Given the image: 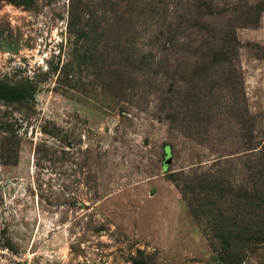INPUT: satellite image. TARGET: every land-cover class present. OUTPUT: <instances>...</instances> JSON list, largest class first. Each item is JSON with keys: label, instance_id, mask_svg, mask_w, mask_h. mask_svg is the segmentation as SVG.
I'll return each instance as SVG.
<instances>
[{"label": "rangeland", "instance_id": "1", "mask_svg": "<svg viewBox=\"0 0 264 264\" xmlns=\"http://www.w3.org/2000/svg\"><path fill=\"white\" fill-rule=\"evenodd\" d=\"M214 1L260 14L236 29L242 107L200 121L182 100L200 71L181 61L199 55L163 45L185 12L184 29L223 16L196 0H0V264H264V0ZM212 166L254 187L251 215L235 207L216 232L183 195Z\"/></svg>", "mask_w": 264, "mask_h": 264}, {"label": "trees", "instance_id": "2", "mask_svg": "<svg viewBox=\"0 0 264 264\" xmlns=\"http://www.w3.org/2000/svg\"><path fill=\"white\" fill-rule=\"evenodd\" d=\"M196 2L197 4H193L188 8H194L195 11L201 15H205V13L211 14L216 19L217 16H223L224 21H222V25H224L225 29L222 28V30L215 32L209 31L208 29L206 30L204 28L205 24H201L196 18L195 20L188 19V28L186 27V29H184L186 24H182V22L188 14L185 12V15L181 16L183 18L179 20L178 25L180 26L176 29H171L167 33L169 37L165 41L163 49L165 48L168 51L175 50L174 46L176 42L179 43V39L182 38V55L187 57L199 55V59L181 58L182 67L195 65V69L200 71L199 76L191 77L192 85L190 84V91H182V100L187 103L188 101H193L194 103L192 110L188 111L193 114L195 120L202 121V119L199 118L200 115L212 117V113H214L212 109H215L214 107L220 104H218V101L224 103L222 109L227 112V115L231 113L233 116H236V110L240 109L244 103L240 98L243 95V80L238 62L240 43L236 38V29L245 27L247 24L256 23L255 19L260 14V11L255 5L248 7L247 10H243L244 6L242 5H233L229 10L224 7L222 10L218 7L223 4L222 2L216 3L214 0H196ZM189 18H194V16L191 15ZM190 27L196 29V38H193V35L189 32ZM183 30H186L188 35H184ZM201 32H203L204 35H201ZM167 45L169 48L166 47ZM165 59L166 56L163 51L162 55L157 57V64L170 62ZM142 64L146 65V62L143 61ZM214 67H216L215 69H221L217 70L218 73L219 71L223 72L221 75L216 76L217 80L215 81L210 77L209 72ZM218 82H220V85H216ZM216 86L223 87L225 93H227L225 99L221 96L220 98L212 100L214 93L211 92H213ZM241 123L242 122H240V124ZM217 162L219 161H216L214 164ZM214 168L212 166L208 171L193 177L191 182L194 183V187H188L189 189H185L186 191L183 192L194 216L201 225H208L213 232L220 230L219 228L214 229L212 225H226L225 219L234 214L233 208L235 207H241V210L244 211V213L239 214L240 218L249 217L252 213L253 194L255 195L257 204L264 210V160L261 163V168L257 172L258 181L256 180V183H258V189L257 192L253 194L254 187L252 186L235 192L230 181L225 178V174H227L226 170H221L219 168L215 171ZM260 177L261 180L259 182ZM248 179L251 180V175ZM227 182L228 186L226 184ZM185 183L189 184V180H186ZM187 191L193 196L191 199L187 198ZM200 195H202L204 199L200 198ZM224 203L232 207L230 209L231 211H225L223 209ZM223 239L228 240L227 238ZM226 245H229V243L226 242Z\"/></svg>", "mask_w": 264, "mask_h": 264}, {"label": "water", "instance_id": "3", "mask_svg": "<svg viewBox=\"0 0 264 264\" xmlns=\"http://www.w3.org/2000/svg\"><path fill=\"white\" fill-rule=\"evenodd\" d=\"M171 164V161L169 160L166 164H165V167L168 168Z\"/></svg>", "mask_w": 264, "mask_h": 264}]
</instances>
